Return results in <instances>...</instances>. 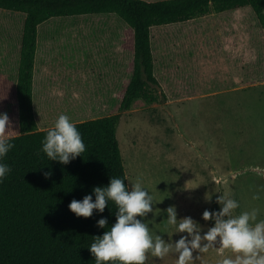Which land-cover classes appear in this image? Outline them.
<instances>
[{"label":"trees","instance_id":"trees-1","mask_svg":"<svg viewBox=\"0 0 264 264\" xmlns=\"http://www.w3.org/2000/svg\"><path fill=\"white\" fill-rule=\"evenodd\" d=\"M210 9L218 16V47L249 67L247 83L263 82L264 0H0V113L9 117L3 133L14 145L4 157L11 172L0 182V264H95L88 247L115 222L116 209L109 202L85 218L68 205L110 177L128 185L117 137L123 111L161 94L197 92L185 69L192 52L186 40ZM57 64L86 78L97 105L78 108L68 83L45 88ZM61 113L85 143L68 164L41 151ZM102 217L106 229L96 225Z\"/></svg>","mask_w":264,"mask_h":264},{"label":"rangeland","instance_id":"rangeland-1","mask_svg":"<svg viewBox=\"0 0 264 264\" xmlns=\"http://www.w3.org/2000/svg\"><path fill=\"white\" fill-rule=\"evenodd\" d=\"M200 21L192 39L186 40L192 52H187L185 69L194 76L197 92L188 97L161 94L145 107L123 111L117 127L128 185L140 178L153 195V212L144 219L152 234L165 241L184 235L173 234L166 223L163 210L170 205L176 206L177 219L192 217L201 235L213 223L202 213L218 210L220 194L238 201L234 214L256 209L257 219H264V81L247 83L249 67H238L218 47L219 21L213 9ZM49 69L45 88L68 83L66 93H76L78 108L97 105L82 74L72 75L60 64ZM235 76L243 82L235 83ZM232 255L229 250L223 253ZM192 256L189 264H217L223 258L214 247L194 250ZM175 260L171 253L163 258L149 254L146 263Z\"/></svg>","mask_w":264,"mask_h":264},{"label":"clouds","instance_id":"clouds-1","mask_svg":"<svg viewBox=\"0 0 264 264\" xmlns=\"http://www.w3.org/2000/svg\"><path fill=\"white\" fill-rule=\"evenodd\" d=\"M10 127L7 113H0V133ZM14 147L11 139L0 135V182L11 172V167L4 162L6 154ZM41 151L51 161L68 164L85 151V143L76 125L67 114L61 113L53 125L48 128L41 141ZM45 178L51 171L44 172ZM125 179L110 177L105 186H95L92 193L81 200L73 199L68 208L78 217H90L93 210L103 213L111 202L116 211L115 222L108 225L102 217L96 221L99 228L107 229L102 235L94 236L88 249L95 264H145L151 254L157 258L174 254L175 264H189L194 250L207 251L209 247L218 250L223 256L225 250L232 256H223L217 264H264V219H257V210L242 211L234 214L239 207L237 200L227 194L216 197L218 210L205 209L202 218L213 223L201 235V226L190 216L177 219L175 205L163 211L166 223L173 227V234H181L175 241L153 235L145 217L153 212V195L143 187L142 180L125 184ZM93 195L95 199L93 200Z\"/></svg>","mask_w":264,"mask_h":264}]
</instances>
